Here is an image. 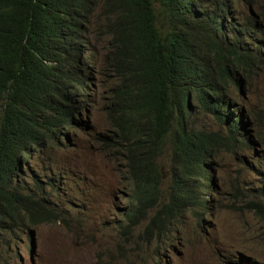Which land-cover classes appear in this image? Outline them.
Masks as SVG:
<instances>
[{
    "label": "trees",
    "instance_id": "1",
    "mask_svg": "<svg viewBox=\"0 0 264 264\" xmlns=\"http://www.w3.org/2000/svg\"><path fill=\"white\" fill-rule=\"evenodd\" d=\"M232 1L256 5L251 24H238ZM99 5L102 23L96 26ZM263 25L264 0H217L209 9L198 0H0V254L8 248L4 230L23 217L34 224L56 220L43 198L22 194L19 178L33 148L78 115L85 81L81 57L100 28L119 79L107 108L110 130L99 139L126 161L127 229L146 221L142 235L149 240L205 202L196 179L205 172L207 155L247 145L244 116L235 114L227 93L252 79L260 58L254 50L263 47L256 33ZM191 94L225 133L193 125ZM249 113L264 124V109ZM167 151L165 199L159 161ZM251 210L264 221L261 202Z\"/></svg>",
    "mask_w": 264,
    "mask_h": 264
},
{
    "label": "rangeland",
    "instance_id": "2",
    "mask_svg": "<svg viewBox=\"0 0 264 264\" xmlns=\"http://www.w3.org/2000/svg\"><path fill=\"white\" fill-rule=\"evenodd\" d=\"M214 1L198 0V5L209 9ZM231 10L239 23L253 22L247 4L232 1ZM99 12L100 5L96 26L102 23ZM256 36L264 58V25ZM91 38L92 46L81 57L85 81L76 121L33 148L19 178L22 194L43 198L56 212V220L34 224L23 217L24 222L5 229L8 248H3L0 264H264V221L251 210L253 202L264 205V124L249 113L250 108L264 109V66L248 83L244 79L241 89L231 85L227 93L233 110L244 116L246 147L222 146L209 155L206 174L211 182L196 183L205 202L191 207L166 234L148 240L142 235L146 221L127 229L131 183L126 161L99 139L110 130L107 108L119 76L114 67L111 70L108 38L101 28ZM190 110L196 128L225 133V126L199 105L196 96ZM159 163L167 199L168 151Z\"/></svg>",
    "mask_w": 264,
    "mask_h": 264
},
{
    "label": "clouds",
    "instance_id": "3",
    "mask_svg": "<svg viewBox=\"0 0 264 264\" xmlns=\"http://www.w3.org/2000/svg\"><path fill=\"white\" fill-rule=\"evenodd\" d=\"M249 7L252 8V9L254 8L252 5H249ZM216 9H218L217 4H216ZM232 13H233V10H232ZM249 13H250V15L253 16V17H256V16H257V12H255V14H252V12L250 11ZM228 17H231V21L233 20L232 15L229 14V15L227 16V21H228ZM226 23H227V22H226ZM229 23H231V22H229ZM239 24H240V23H239ZM227 27H229V26H227ZM230 27H231V29H232V26H230ZM238 30H239V29H238ZM260 50H261V49L258 50L257 47H256V49L254 50V52L258 53L259 56H260V58H259V60H258V62H257V65H256V70L259 68V66H264V58H263L262 54L260 53ZM193 96H196V98H197V95H196V94H191V95H189V96H188L189 99H190V97H191L190 102H192V97H193ZM197 100H198V99H197ZM190 105H191V103H190ZM232 105H233V104H232ZM190 107H191V106H190ZM234 112H235V111H234ZM208 113H209V112H208ZM235 114L238 115L236 112H235ZM66 126H67V125H66ZM212 154H213V153H212ZM210 155H211V154H210ZM208 156H209V155H207V157H208ZM207 157H206L205 172L202 173V175H201L202 177L200 176L199 178L196 179V183H197V180H198V179H204L203 176H204V175H207V174H206V170H207V168H206V167H207ZM208 178H209V177H208V175H207V179H208ZM196 187H197V185H196ZM196 189H197V188H196ZM197 192H198V191H197ZM198 194H199V193H198Z\"/></svg>",
    "mask_w": 264,
    "mask_h": 264
},
{
    "label": "bare ground",
    "instance_id": "4",
    "mask_svg": "<svg viewBox=\"0 0 264 264\" xmlns=\"http://www.w3.org/2000/svg\"><path fill=\"white\" fill-rule=\"evenodd\" d=\"M242 4V3H241ZM260 35V34H259ZM256 40V39H255ZM254 43V42H253ZM253 45V44H252ZM258 48H260V47H258ZM245 85V84H244ZM242 94V93H241ZM236 126V125H235ZM230 127V126H229ZM232 129H234L233 127H231ZM236 129V128H235ZM237 130V129H236ZM231 131V130H230ZM242 131V130H241ZM243 132V131H242ZM237 133V132H236ZM232 134V133H231ZM239 135V134H238ZM233 136V135H232ZM227 137H229V136H227ZM235 137V136H234ZM239 137H240V135H239ZM229 140H231V137L229 138ZM232 140H233V138H232ZM233 142H234V140H233ZM228 147V146H227ZM245 147H246V145H245ZM247 147H249V146H247ZM252 147V146H251ZM234 149V148H233ZM240 150L242 149V147L241 148H239ZM214 153V152H213ZM197 173V172H196ZM211 180V179H210ZM210 184V183H209ZM212 186V185H211ZM211 188V187H210ZM206 198V197H205ZM135 204V203H134ZM125 215V214H124Z\"/></svg>",
    "mask_w": 264,
    "mask_h": 264
},
{
    "label": "water",
    "instance_id": "5",
    "mask_svg": "<svg viewBox=\"0 0 264 264\" xmlns=\"http://www.w3.org/2000/svg\"><path fill=\"white\" fill-rule=\"evenodd\" d=\"M251 12H252V14H255V12L253 11V9L251 8Z\"/></svg>",
    "mask_w": 264,
    "mask_h": 264
}]
</instances>
